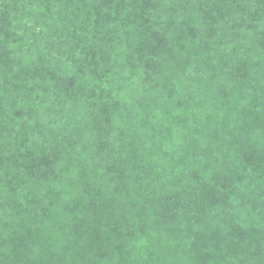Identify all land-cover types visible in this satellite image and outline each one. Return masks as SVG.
Masks as SVG:
<instances>
[{
	"label": "trees",
	"instance_id": "trees-1",
	"mask_svg": "<svg viewBox=\"0 0 264 264\" xmlns=\"http://www.w3.org/2000/svg\"><path fill=\"white\" fill-rule=\"evenodd\" d=\"M262 188L264 0H0V264H264Z\"/></svg>",
	"mask_w": 264,
	"mask_h": 264
},
{
	"label": "rangeland",
	"instance_id": "rangeland-1",
	"mask_svg": "<svg viewBox=\"0 0 264 264\" xmlns=\"http://www.w3.org/2000/svg\"><path fill=\"white\" fill-rule=\"evenodd\" d=\"M183 34H180V36L182 38H185L186 37V33L182 32ZM186 64L185 62L183 63V65ZM182 65V66H183ZM139 80V79H138ZM147 81V80H146ZM148 82V81H147ZM137 84L139 83H136L135 82V87H137ZM148 85L150 87V83L148 82ZM219 150V149H217ZM216 151V150H215ZM225 156V155H224ZM247 159V158H246ZM243 168V166H242ZM259 194L257 195V197L251 202V206L252 207H262L264 208V188L260 189V191L258 192ZM109 220V219H108ZM114 220H110L111 222V226H110V232L113 231V228L115 227L114 223H113ZM108 223V222H106ZM193 233L195 234V237H196V241L199 242V243H202L204 242L205 240H207L208 238H210L211 236L215 235V234H206L205 232H202L201 231H197V230H193ZM201 246V244H199Z\"/></svg>",
	"mask_w": 264,
	"mask_h": 264
}]
</instances>
